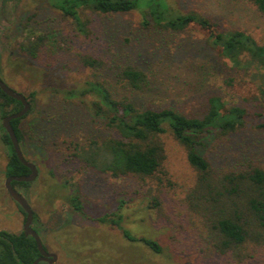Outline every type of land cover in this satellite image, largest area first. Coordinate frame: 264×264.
<instances>
[{"label":"rangeland","instance_id":"rangeland-1","mask_svg":"<svg viewBox=\"0 0 264 264\" xmlns=\"http://www.w3.org/2000/svg\"><path fill=\"white\" fill-rule=\"evenodd\" d=\"M48 1L0 0V77L31 104L22 124L33 122L46 129L43 142L27 139L21 146L39 173L30 185L16 189L36 211L45 229L40 233L42 241L47 250L58 255L54 264H264V246H250L252 258L240 261L213 252L205 242L208 235L202 218L186 201L197 172L188 162L185 147L170 131L161 137L166 153L163 168L168 172L166 176L158 173L161 181L135 174L113 176L75 157L76 145L86 147L90 140L114 131L98 118L87 123L79 118L75 124L70 123L73 112L89 116L93 97L70 101L64 92L97 79L122 96L126 90L117 73L121 66L133 64L146 70L153 86L143 96L138 94L137 101L143 106H171L189 116H202L209 97L218 95L227 107L245 110V124L229 137L216 135L210 139L206 153L213 165L233 166L240 150H245L244 165H264V127L260 126L264 124V101L244 99L255 91L253 80L263 81L264 76L255 75V69L245 73L222 66L198 30L180 31L163 44L139 26L138 11L108 15L87 11L91 30L87 35L79 33L73 22ZM169 1L182 11L193 10L213 18L224 29L246 30L264 43V15L248 0ZM24 25L48 35L42 60L20 52ZM200 47L203 50L199 51ZM181 48L175 58L173 54ZM84 54L102 58L105 66H85ZM205 56L214 58L222 70L209 68L204 75L202 71L196 73L195 67L202 65ZM229 76L241 80L230 88L224 82ZM2 120L0 115V123ZM7 161L0 131V229L21 232L25 214L5 188ZM75 188L84 213L74 210L63 198ZM153 197L160 201L159 208L151 207ZM114 213L122 215L121 224L133 235L156 239L162 251L156 253L142 242L131 241L117 226L98 220L104 214L116 217Z\"/></svg>","mask_w":264,"mask_h":264},{"label":"trees","instance_id":"trees-1","mask_svg":"<svg viewBox=\"0 0 264 264\" xmlns=\"http://www.w3.org/2000/svg\"><path fill=\"white\" fill-rule=\"evenodd\" d=\"M264 15V0H248ZM49 5L58 9L70 19L80 33H90L87 11L98 14H125L138 11L139 26L155 35L160 43L168 42L169 36L187 29L198 30L205 38V45L216 53V60L227 68H236L248 73L255 69L264 76V43L243 29H224L213 18L196 11H182L169 0H49ZM25 35L19 42V50L31 59H43L47 53L48 35L24 25ZM176 50L173 54L178 57ZM203 50V47L198 49ZM177 52V53H176ZM46 57V56H45ZM202 65L196 66V73L204 75L206 69L222 70L211 56H205ZM82 62L91 68L105 66L106 61L91 54H84ZM213 62L215 64H213ZM118 79L126 92L119 96L111 86L97 79L87 80L82 86L66 89L65 99L93 97L90 114L93 118L72 113L70 123L93 121L98 118L111 132L101 139H92L87 146L76 145L73 155L79 157L88 167L113 176L135 174L142 178L162 177L168 172L163 168L166 158L162 135L170 131L186 149L187 159L197 172L195 185L186 197L188 207L198 214L205 225L208 237L204 240L215 253L232 255L240 261L252 258L250 246H264V165L250 162L238 151L234 165L215 167L206 153L210 139L216 135L229 137L245 124V110L240 106L227 107L218 95L208 99V108L202 116H189L174 107H149L139 104L138 94L143 96L153 86L146 70L133 64L121 66ZM236 76L227 77L225 84L233 88L240 82ZM263 81L255 82V91L245 100L264 101ZM244 81V80H243ZM129 92V93H128ZM28 99V98H27ZM29 101V100H28ZM22 108V103L7 95L0 87V115L2 119ZM71 110V109H70ZM71 112V111H70ZM27 115V114H26ZM14 118L11 123L23 146L27 139L43 142L46 129L31 122L22 124L26 116ZM86 116V117H85ZM63 121V120H62ZM61 121V122H62ZM69 122V121H67ZM264 127V124H260ZM1 139L8 152L4 176L30 173L17 156L10 136L0 123ZM102 136V135H100ZM264 144V133L262 135ZM78 148V150H77ZM227 167V168H226ZM168 178V177H167ZM31 182L12 181V185L28 186ZM67 186V183H63ZM61 188V187H60ZM65 203L74 210L85 212L83 201L77 189L63 196ZM17 203V202H16ZM18 204V203H17ZM160 201L153 197L151 207L159 208ZM20 210L26 212L18 204ZM102 215L98 220L111 223L121 229L131 241H139L156 253L162 251L160 243L153 238L137 237L121 224L122 215ZM34 228L44 232L34 210ZM44 243V242H43ZM47 249L46 244L44 243ZM40 255L33 236L7 229H0V264H34ZM39 264H49L41 261Z\"/></svg>","mask_w":264,"mask_h":264},{"label":"water","instance_id":"water-1","mask_svg":"<svg viewBox=\"0 0 264 264\" xmlns=\"http://www.w3.org/2000/svg\"><path fill=\"white\" fill-rule=\"evenodd\" d=\"M0 87L1 89L9 96L19 100L22 103V108L14 112L10 115H7L2 120V125L8 132L11 142L13 144L14 150L18 156V158L30 169V173L24 175H12L5 178V187L10 194V196L21 206V208L26 212V218L23 225V230L26 235H31L34 237L40 255L35 259L34 264H39L41 261H45L49 264H54L57 261L58 255L54 252H49L42 241L41 234L33 227L34 221V209L32 208L29 200L19 192L13 185L12 181H26L32 182L34 181L39 173V169L37 165L30 161L24 155L21 145L18 139V136L15 132V129L11 123V120L14 118L23 117L26 115L31 107L30 102L27 97L21 93L10 87L6 82L2 80L0 77Z\"/></svg>","mask_w":264,"mask_h":264},{"label":"flooded vegetation","instance_id":"flooded-vegetation-1","mask_svg":"<svg viewBox=\"0 0 264 264\" xmlns=\"http://www.w3.org/2000/svg\"><path fill=\"white\" fill-rule=\"evenodd\" d=\"M22 149V148H21ZM33 182V181H32ZM6 188V187H5ZM7 190V189H6ZM10 195V194H9ZM12 198V197H11ZM13 199V198H12ZM14 200V199H13ZM15 201V200H14ZM16 202V201H15ZM25 218H26V215H25ZM25 222V221H24ZM24 225V224H23ZM35 226V223L33 221V227ZM24 231V230H23ZM49 252H51L50 250H48Z\"/></svg>","mask_w":264,"mask_h":264}]
</instances>
